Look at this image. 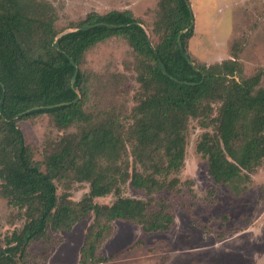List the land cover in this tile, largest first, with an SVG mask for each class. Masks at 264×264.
Instances as JSON below:
<instances>
[{
    "label": "trees",
    "instance_id": "16d2710c",
    "mask_svg": "<svg viewBox=\"0 0 264 264\" xmlns=\"http://www.w3.org/2000/svg\"><path fill=\"white\" fill-rule=\"evenodd\" d=\"M159 6L153 33L160 38L154 45L129 10L90 13L76 31L62 33L57 30L52 5L0 0V193L25 218L23 228L7 237L6 246L0 248V264H36L30 253L33 242L48 240L52 232H70L91 215L95 219L79 264L112 261L99 255V247L112 237L118 220L135 222L146 232L170 230L174 218L149 210V201L121 197L111 206L94 203V198L111 193L119 183L114 175L98 169L99 157L105 153L120 156L126 138L135 158L153 167L154 174L179 171L185 161L188 122L198 119L202 127L214 130L203 135L198 150L208 158L209 174L217 183L232 185L249 179L264 164L260 74L239 77L242 69L236 59L214 65L188 62L178 38L184 31L181 41L188 54V40L194 35L190 3L160 0ZM97 23L102 24L80 29ZM114 37L125 38L138 55L137 79L143 95L127 127L117 114L96 121L85 109L91 93L90 77L83 71L85 56ZM56 40L59 48L54 46ZM62 103L69 104L55 106ZM35 107L43 109L23 114ZM42 115L52 117L61 128L77 124L81 132L61 140L57 150L40 162L18 122ZM68 179L90 182L88 196L78 202L65 194L59 196L58 182ZM132 183L150 192L161 187L154 175L143 177L138 172Z\"/></svg>",
    "mask_w": 264,
    "mask_h": 264
},
{
    "label": "rangeland",
    "instance_id": "374dc122",
    "mask_svg": "<svg viewBox=\"0 0 264 264\" xmlns=\"http://www.w3.org/2000/svg\"><path fill=\"white\" fill-rule=\"evenodd\" d=\"M54 7L57 30L76 29L90 13L106 14L129 10L155 45L154 32L160 0H37ZM194 15V35L187 51L195 64L214 65L236 59L239 77L260 74L264 89V0H189ZM137 53L123 37L95 46L85 56L83 71L90 77L91 93L86 110L96 121L117 114L126 127L143 92L136 70ZM237 77V76H236ZM219 105L216 104L217 113ZM28 146L36 160L57 150L61 140L80 134L77 124L67 128L42 115L19 120ZM206 132L198 119L188 122L184 165L179 171L154 174L150 165L135 158L125 141L120 156L102 154L98 169L114 175L119 183L111 193L94 198V203L111 206L119 198L149 201V210L170 214V230L146 232L139 224L116 221L112 237L103 240L99 255L112 257L109 264H264V164L235 184L217 183L209 174L208 158L198 150ZM166 165L167 161L164 159ZM45 169V167L43 166ZM134 172L154 175L161 187L149 191L132 183ZM245 179V180H244ZM122 180V181H121ZM91 191L88 181L58 182V195L74 202ZM95 216L79 222L70 232H52L48 240L30 246L37 264H79L87 231ZM25 224L22 211L12 208L0 193V248L6 238Z\"/></svg>",
    "mask_w": 264,
    "mask_h": 264
},
{
    "label": "water",
    "instance_id": "95a60500",
    "mask_svg": "<svg viewBox=\"0 0 264 264\" xmlns=\"http://www.w3.org/2000/svg\"><path fill=\"white\" fill-rule=\"evenodd\" d=\"M185 1L189 4V1H188V0H185ZM101 24H102V23H97V24H93V25H85V26L81 27L80 29H82V30H88V29H91V28H94V27L100 26ZM110 27H113V26L111 25ZM71 31H76V30H71ZM182 34H184V31L181 32V34H180V36H179V38H178V46H179V49H180L181 53L183 54V56L186 58V60H187L188 62H190L191 64H193V62L191 61L189 55L187 54V52L185 51V49H184V47H183V44H182V41H181V36H182ZM57 40H58V38H57ZM57 40L55 41L54 46H55L56 48H59V44H58V41H57ZM70 61H71L72 65H73L74 67L77 66V65H76V62H75V60H74L73 58H70ZM160 68H161V71H162L164 74L167 75V70H166L165 66L163 65V63H160ZM77 72H78V70H76V73H75V75H74V77H73V81H72L73 84H74V82H75V80H76ZM174 80L177 81L176 79H174ZM79 99H80V96L78 95V97L74 100V102H75V103L78 102ZM68 104H69V103H62V104H58V105H55V106H63V105H68ZM55 106H48L47 108H53V107H55ZM39 109H43V107H35V108H33V109L28 110L27 112H24L23 114H25V113H29V112H32V111H35V110H39ZM23 114H22V115H23Z\"/></svg>",
    "mask_w": 264,
    "mask_h": 264
}]
</instances>
